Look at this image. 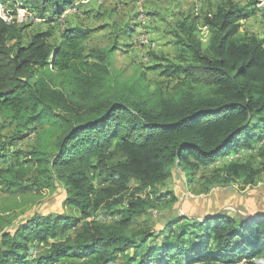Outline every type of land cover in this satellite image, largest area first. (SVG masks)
Here are the masks:
<instances>
[{
    "label": "trees",
    "instance_id": "1",
    "mask_svg": "<svg viewBox=\"0 0 264 264\" xmlns=\"http://www.w3.org/2000/svg\"><path fill=\"white\" fill-rule=\"evenodd\" d=\"M25 2L46 22L73 4ZM258 11L254 0L247 5L229 1L179 21L173 31L176 62L152 54L161 63L150 68L178 83L155 92L146 85L144 71L134 84L114 74L117 41L88 49V32L77 29L57 43L51 41L53 31H37L25 44L28 26L0 18V114L15 126L9 145H0V163L10 160L0 165V185L13 195L63 186L64 203L78 209L84 221L75 238L50 243L79 221L66 215L22 220L1 235L0 264H260L254 259L264 255V213L253 219L209 215L193 224L183 218L177 231L171 229L176 222L167 227L169 236L160 243L155 241L166 231L140 237L129 232L164 197L176 200L173 192L157 195L177 168L200 169L231 147L240 150L263 140L264 40L241 32V21ZM202 18L207 46L196 36ZM52 120L62 129L49 151L37 128ZM34 132L35 146L13 152L11 160L9 147ZM258 157L264 159V148ZM225 171L235 179L254 175L252 163L233 161ZM102 207L119 220H92ZM33 241L50 249L28 260ZM63 259L70 262L60 263Z\"/></svg>",
    "mask_w": 264,
    "mask_h": 264
},
{
    "label": "rangeland",
    "instance_id": "2",
    "mask_svg": "<svg viewBox=\"0 0 264 264\" xmlns=\"http://www.w3.org/2000/svg\"><path fill=\"white\" fill-rule=\"evenodd\" d=\"M23 1L25 4V0ZM229 1L247 5L251 0H72L73 4L65 7L60 15L53 16L52 8L47 12V16L52 15L53 22H46L48 19L27 21L20 26H28L25 44L28 37L37 31H53L54 38L51 41L57 43L63 40L66 31L77 29L88 32L89 38L86 43L88 49L106 48L117 41L119 48L115 53L113 66L115 75L129 84H134L139 82V75L144 71L145 82L150 92L157 91L161 86L168 91L172 90L178 81L163 77L162 70H150L161 63L154 59L152 54L176 62L177 47L173 31L179 21L188 16L196 17L208 11L213 12L219 5ZM140 15L143 21H140ZM202 20L203 18L198 23L196 36L202 40L204 46H207L209 32L202 26ZM135 24V30L132 32ZM241 24L242 33L264 40V7L252 18L242 20ZM61 129L55 120L44 122L37 128L38 133L42 134L41 144L49 151L54 150V142L59 137ZM14 130L15 126L0 114V145H9ZM35 142L37 132L10 146L9 157L12 160L11 154L15 151L31 150ZM263 143L264 138L262 141H255L249 148L243 147L239 150L231 147L216 163L193 169L194 171L192 168L187 171L177 168L174 179L163 184L157 195L173 192L176 200L164 197L163 201L156 203L153 209L139 218L129 232L140 237L143 232L150 230L166 231V235L155 241L160 243L169 236L170 228L166 230L167 227L176 222L171 229L177 231L181 223H184L183 218L187 224H193L204 222L209 215L228 214L237 218L253 219L257 216L255 214L264 213V205L259 204L264 201V159L258 157L264 148ZM194 158L191 156L189 160L195 161ZM233 161L240 164L252 163L254 175L251 176H254L255 182H250L252 179L249 174L238 179L227 175L225 169ZM4 162L5 160L0 165L7 166L8 162ZM192 172L194 174L188 179L189 173ZM90 179L92 180V176ZM92 181L97 184V180ZM66 195L65 188L60 185L54 189L44 190L41 194L32 192L20 195L11 194L5 186L0 185V237L22 220L37 215H66L78 220L79 225H71L49 242H62L69 236L75 238L84 221H81L82 216L78 209L64 203ZM151 195L155 198L154 194ZM119 218L103 207L92 213V220L99 223L114 224ZM149 243H152L151 240ZM29 246L28 260L45 255L50 249L49 244L37 241H33ZM84 260L90 262L92 258ZM254 260L264 264V255H258ZM63 262L70 261L63 259L60 263ZM238 264L258 263L243 261Z\"/></svg>",
    "mask_w": 264,
    "mask_h": 264
},
{
    "label": "built area",
    "instance_id": "3",
    "mask_svg": "<svg viewBox=\"0 0 264 264\" xmlns=\"http://www.w3.org/2000/svg\"><path fill=\"white\" fill-rule=\"evenodd\" d=\"M23 0H0V18L9 25L24 24L27 21H40L33 10L25 6ZM260 11L264 7V0H254ZM143 21L142 16H139Z\"/></svg>",
    "mask_w": 264,
    "mask_h": 264
},
{
    "label": "water",
    "instance_id": "4",
    "mask_svg": "<svg viewBox=\"0 0 264 264\" xmlns=\"http://www.w3.org/2000/svg\"><path fill=\"white\" fill-rule=\"evenodd\" d=\"M225 146H226V145H225ZM225 146H224V147H225Z\"/></svg>",
    "mask_w": 264,
    "mask_h": 264
}]
</instances>
